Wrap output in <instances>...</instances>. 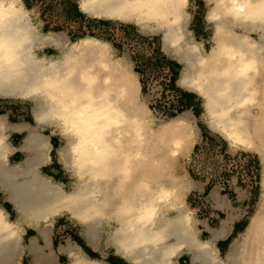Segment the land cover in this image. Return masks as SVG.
Returning <instances> with one entry per match:
<instances>
[{
	"label": "bare ground",
	"instance_id": "6f19581e",
	"mask_svg": "<svg viewBox=\"0 0 264 264\" xmlns=\"http://www.w3.org/2000/svg\"><path fill=\"white\" fill-rule=\"evenodd\" d=\"M205 1L214 26L208 52L185 32L189 0H79V6L91 18L160 35L163 53L181 65L176 84L203 100L208 128L232 148L256 152L264 164V0ZM10 2L0 3V14L8 10L4 23L19 25L24 43L17 55L13 45L0 41V98L33 102L35 123L58 129L65 141L59 158L73 182L65 190L40 173L49 160L48 136L0 115V190L18 215L14 223L0 207V264L15 259L24 224L45 226L64 215L81 226L91 248L105 255L111 246L129 264H178L182 254L190 264H264V167L258 208L226 259H219L215 243L199 238L196 210L186 203L194 183L171 167L197 138L194 116L178 114L155 126L135 75L113 58L107 41L86 36L69 42L59 33L41 32L24 1L8 9ZM45 47L60 56L40 57ZM224 48L242 53L243 63L255 60L246 76L237 73L241 57L229 59ZM45 80L54 87H42ZM25 129V157L11 165L8 135ZM29 250L36 258L43 248L32 241ZM59 252L67 254L68 264H107L73 242Z\"/></svg>",
	"mask_w": 264,
	"mask_h": 264
},
{
	"label": "rangeland",
	"instance_id": "374dc122",
	"mask_svg": "<svg viewBox=\"0 0 264 264\" xmlns=\"http://www.w3.org/2000/svg\"><path fill=\"white\" fill-rule=\"evenodd\" d=\"M24 2L26 8L31 11L33 22L39 26L41 32L59 33L66 37L69 42H76L80 38L86 36L97 37L107 41L110 45V52L113 58L121 60V62L129 67L135 75L140 85L139 98L141 104L143 103L142 105L150 110L149 115L154 121L155 126L178 115L167 118L162 109L163 107L167 108V106L173 102L174 97L171 94L158 99V95L163 89L162 85L170 69L172 73L176 74L177 81L181 70V65L179 63L172 57L163 53L162 38L160 35L146 34L133 24L118 21L95 19V21L87 23L82 17L76 14L73 0H24ZM209 9L210 7L205 0H189V5L186 10L189 18L185 27L187 37L189 40L202 46L205 52L210 51L214 46V26L206 17ZM37 54L40 57L47 58L60 56L59 51L51 47L42 48L38 50ZM142 76L145 77V84H147L145 90L142 86ZM177 84L176 88L184 96V102L186 106H188L187 109L179 114L189 112L194 116L197 138L194 139L193 146L188 152L180 154L177 159L174 158L171 164L172 170L178 175H185L190 182L200 186V189L202 186L205 187V189L215 187L223 194H233L235 190L233 183H237L236 187L244 190L247 195V199H245L243 204L240 202L244 207V219L242 222L244 227L242 231L244 232L250 218L258 208V203L261 199L262 188L260 186V180L264 164L261 163L262 161L256 152L246 151L242 148H232L222 136L209 129L203 118V100L198 95L186 91ZM156 99H158L157 103L155 102ZM0 107L2 108L0 109V115L7 116L11 113L15 117L10 121L12 123H17L23 121V119L27 121L31 120L30 115L27 114L33 111L34 104L28 100L0 98ZM15 111L18 112L16 113ZM26 116L29 117L25 118ZM43 129L47 136H56L54 134H59L58 129L54 126H44ZM8 136L10 137V134ZM9 137L8 141L12 143L13 140ZM23 139L24 136L20 137L17 143L22 144ZM62 145H65L64 139ZM240 157L241 160L248 159L250 162L255 163L254 175L256 176L257 174L259 176V183L257 186L254 185L252 188L247 178L237 176L238 172L243 174V171H248V168L250 169V166H246L241 160H238ZM13 159V157L9 158L11 165H14ZM229 160H231V162ZM232 160H234V165L232 164ZM16 161H18V163L22 162L23 156L19 155ZM241 169H243V171ZM58 177H60V175H58ZM225 181L229 182V186L223 191L221 189L224 188ZM199 192V188L191 189L186 197V203L189 209L196 210L197 215L201 217L204 209L201 208L199 204ZM248 205L249 209H246L245 207ZM0 207L12 211L14 210L13 206L8 203L2 193H0ZM17 219L18 215L13 211L9 220L16 223ZM196 219H198L197 216ZM51 224L56 227V247L59 245H66L68 242H73L78 244L83 251H86V249L88 250L80 234L81 226L76 221L72 220L69 215L55 217L52 219ZM64 224L66 225L65 228L62 227ZM23 233L22 231V234ZM241 235L236 233L229 239L225 247L221 248L218 254L219 259H226L227 253L230 251L235 239H240ZM24 238L22 236L21 246L18 247L15 252L18 256L16 255L15 259L12 257V260L15 262L13 263V261L9 260V264H28L30 260L29 237L26 236ZM209 239L210 238H207V240ZM114 251L115 250L111 246L107 247L106 258L108 260H113L117 264H126L117 257ZM91 254L92 257H98L99 259L103 258L100 257L102 254ZM8 262L6 264H8ZM177 262L178 264H190L188 255H182L177 259Z\"/></svg>",
	"mask_w": 264,
	"mask_h": 264
},
{
	"label": "crops",
	"instance_id": "0c3cea01",
	"mask_svg": "<svg viewBox=\"0 0 264 264\" xmlns=\"http://www.w3.org/2000/svg\"><path fill=\"white\" fill-rule=\"evenodd\" d=\"M73 2H74V7H77L78 11L76 12V14L78 16L82 17V19H84V21H86L87 23H91V21H95L94 18H91L90 16L80 11L79 0H73ZM24 5L26 7L25 2H24ZM0 109L2 108L0 107ZM15 112L17 113L18 111H15ZM27 115H30L31 117L30 121L23 119V121L12 123L10 120L14 118L15 116L11 113L8 114L6 118H7L8 123L10 124H21V123L29 124L31 127L35 128L36 131L40 135L47 136L45 130L43 129V126H38L35 123V120L33 117V111L28 112ZM27 117L29 116H26L25 118ZM28 133H29L28 129H25L23 131L10 132L9 138L13 140L12 143H10V146L12 147V149H14L12 153H15L14 155H12L11 153L10 157L14 158L13 159L14 165L18 163V161L16 160L19 155L23 156V159L25 157V153L20 149L22 144L17 143V140L22 136H24V138L27 137ZM54 135L56 136H53V135L48 136L49 145L51 146L49 153H48L49 160L48 162H46L47 161L46 160L45 163H43L40 166L39 171L43 175L52 178L56 183L63 185L65 190H67L70 184L73 182V178L66 171V169L64 168L59 158V151L63 147L62 145L63 138L60 135V133L54 134ZM58 175H60V177H58ZM233 186L235 190H234V193L231 195L223 194L218 188H215V187L211 189H205V187L202 186V188L200 189V186H198L195 183L193 187V188H199L200 190L199 197H198L199 204L201 208L204 209L201 217L197 215V211L195 212V219H196V216L198 218L196 219V222H197V228L199 229V238L203 241H206L207 238H210L207 241L212 240L215 243V246L218 248L219 252L221 251V248L225 247V244L229 241V239H231L236 233L240 234L241 232H243L242 230L244 228L242 224L243 219H244V213H243L244 207L242 204L245 201V199H247V195H246V192H244V190L236 187L237 183H233ZM0 193H2L1 190H0ZM240 202H242V204ZM245 208L249 209V205ZM4 210L7 212L8 218L10 219L12 212L14 210L13 211L8 210L7 208H4ZM65 226L66 225L64 224L62 227L65 228ZM21 230L24 232L22 234L23 238L26 236L29 237L28 239L29 247H30L31 242L34 241L35 244L43 248L41 252L42 254H40L36 258L33 257V255L30 252V255H29L30 260L28 264H34L36 262H38V264H67L68 263L67 254L59 252V247L61 245L56 247V243H55L56 227L53 224H47L45 226L24 224ZM39 232H42L43 234H40ZM103 244L104 243H102V246H104ZM85 245L88 248V250L86 249L85 251V253L87 254V257L91 259L93 258V259L101 260L107 264H117L113 260H108L106 258V253L105 255H100L102 252H100L99 250H94L86 242H85ZM51 250L53 251L54 257L47 258L50 255ZM91 253H97L100 255L101 258L102 257L103 258L99 259L98 257L96 258L92 257ZM182 255H186V254H182ZM182 255H180L179 258ZM120 259L124 261V263L129 264L122 258Z\"/></svg>",
	"mask_w": 264,
	"mask_h": 264
},
{
	"label": "clouds",
	"instance_id": "9594fccd",
	"mask_svg": "<svg viewBox=\"0 0 264 264\" xmlns=\"http://www.w3.org/2000/svg\"><path fill=\"white\" fill-rule=\"evenodd\" d=\"M0 3H4V0H0ZM23 0H11V2L8 4V9L14 6L22 5ZM9 20V13L8 10L6 9L3 14H0V41H2L5 46L11 44L15 48V52L17 55L22 54V45L24 43V36L21 31V27L17 25L15 22H13L11 25L5 24V21ZM222 55H226L229 59H235L236 57H241L242 64L241 66L237 69L238 76H246L248 71L253 67L255 64V60L251 59L248 60L246 63H243V54L240 53L239 51H233L232 48H224ZM13 58H16L15 56ZM5 61L9 60L8 56L4 57ZM40 85L44 88H51L54 87V83L49 80L41 81L39 82ZM60 83H63L61 81ZM75 83L71 87H75ZM63 95V93H62ZM76 101L72 100L69 102L68 106L64 108V111H68V108L72 107L73 104H75ZM245 103H252L251 100L245 101ZM241 107L243 105H240ZM15 153H12L14 155ZM10 158V157H9Z\"/></svg>",
	"mask_w": 264,
	"mask_h": 264
},
{
	"label": "built area",
	"instance_id": "2783aa9c",
	"mask_svg": "<svg viewBox=\"0 0 264 264\" xmlns=\"http://www.w3.org/2000/svg\"><path fill=\"white\" fill-rule=\"evenodd\" d=\"M173 78H174V73H172V71L170 69L169 74L166 76V80H164V83L162 85L163 89H162L161 93L158 95L159 96L158 99H161V97L167 96L168 94H171L174 97L173 102L170 103L167 106V108H165V107L162 108L165 115L167 116V118H169L173 115H177L184 110V106H183L184 100H183L182 94H181V92H179V90L177 88H173ZM142 86H143L144 90L147 87V84H145V77L144 76H142ZM158 99L155 100L156 103L158 102ZM159 102H161V101H159ZM238 160H241V157ZM229 161L231 162V160H229ZM241 161L246 166H250V169L248 168V171H243V169H241L243 171V174L241 172H238L237 176H240L241 178H247L250 181L252 188L254 185L257 186L259 183V176L257 174H256V176L254 175V170H255V166H256L255 163L250 162V160H248V159H244ZM233 162H234V160H232V164H233ZM241 167H243V166H241ZM235 168H236V165H235ZM224 183H225L224 188L221 189L223 191H225L227 189V187L229 186L228 181H225Z\"/></svg>",
	"mask_w": 264,
	"mask_h": 264
},
{
	"label": "trees",
	"instance_id": "16d2710c",
	"mask_svg": "<svg viewBox=\"0 0 264 264\" xmlns=\"http://www.w3.org/2000/svg\"><path fill=\"white\" fill-rule=\"evenodd\" d=\"M74 10L77 12V11H78V10H77V7H74ZM176 82H177V76H176V74H174V78H173V88H176V86H175V85H176ZM182 97H184V96L182 95ZM183 100H184V99H183ZM184 101H185V100H184ZM184 101H183V102H184ZM183 106H184V110L187 109V107H188V106H186L185 102H184ZM184 110H183V111H184ZM183 111H182V112H183ZM182 112H180V113H182Z\"/></svg>",
	"mask_w": 264,
	"mask_h": 264
}]
</instances>
